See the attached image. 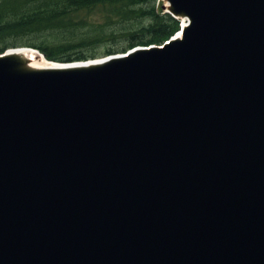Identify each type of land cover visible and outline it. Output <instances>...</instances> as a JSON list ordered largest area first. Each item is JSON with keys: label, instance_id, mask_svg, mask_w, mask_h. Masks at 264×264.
<instances>
[{"label": "water", "instance_id": "water-1", "mask_svg": "<svg viewBox=\"0 0 264 264\" xmlns=\"http://www.w3.org/2000/svg\"><path fill=\"white\" fill-rule=\"evenodd\" d=\"M162 1L164 48L0 55V264H264V0Z\"/></svg>", "mask_w": 264, "mask_h": 264}, {"label": "trees", "instance_id": "trees-1", "mask_svg": "<svg viewBox=\"0 0 264 264\" xmlns=\"http://www.w3.org/2000/svg\"><path fill=\"white\" fill-rule=\"evenodd\" d=\"M161 0H0V55L31 47L77 62L162 46L181 29Z\"/></svg>", "mask_w": 264, "mask_h": 264}, {"label": "bare ground", "instance_id": "bare-ground-1", "mask_svg": "<svg viewBox=\"0 0 264 264\" xmlns=\"http://www.w3.org/2000/svg\"><path fill=\"white\" fill-rule=\"evenodd\" d=\"M183 26H185L187 24L186 20H183ZM16 52H18L20 55H22L24 58H26L28 61V65L30 67L36 68V69H42L45 67V63L44 62H39L36 58V56L41 57L40 55H38L37 52H30L29 50H25V49H18L15 50ZM15 52V53H16Z\"/></svg>", "mask_w": 264, "mask_h": 264}, {"label": "rangeland", "instance_id": "rangeland-1", "mask_svg": "<svg viewBox=\"0 0 264 264\" xmlns=\"http://www.w3.org/2000/svg\"><path fill=\"white\" fill-rule=\"evenodd\" d=\"M162 4H163V1H162Z\"/></svg>", "mask_w": 264, "mask_h": 264}]
</instances>
